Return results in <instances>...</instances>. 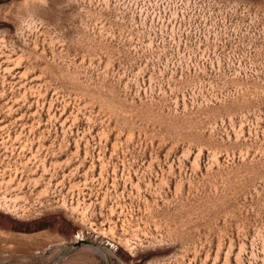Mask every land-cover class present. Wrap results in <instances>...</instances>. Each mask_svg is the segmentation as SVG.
Returning a JSON list of instances; mask_svg holds the SVG:
<instances>
[{
	"label": "rangeland",
	"instance_id": "obj_1",
	"mask_svg": "<svg viewBox=\"0 0 264 264\" xmlns=\"http://www.w3.org/2000/svg\"><path fill=\"white\" fill-rule=\"evenodd\" d=\"M0 264H264V0H0Z\"/></svg>",
	"mask_w": 264,
	"mask_h": 264
}]
</instances>
